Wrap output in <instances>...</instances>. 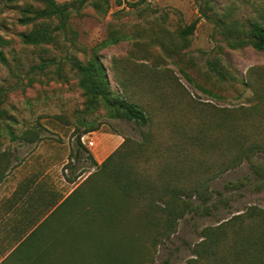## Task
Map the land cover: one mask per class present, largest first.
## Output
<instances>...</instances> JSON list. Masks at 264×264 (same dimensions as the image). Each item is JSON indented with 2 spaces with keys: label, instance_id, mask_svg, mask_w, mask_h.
Returning <instances> with one entry per match:
<instances>
[{
  "label": "rangeland",
  "instance_id": "374dc122",
  "mask_svg": "<svg viewBox=\"0 0 264 264\" xmlns=\"http://www.w3.org/2000/svg\"><path fill=\"white\" fill-rule=\"evenodd\" d=\"M56 2L72 5L66 27L55 32L50 44L35 45L23 43L19 34L48 20L22 25L18 19L22 6L39 3L0 0V50L6 59L0 61V87L6 93L0 124L4 174L0 180V264H24L23 258L37 254L30 253L32 249L9 253L37 226L23 223L43 218L95 170L96 163L124 141L122 151L130 150L147 130V126L109 116L101 103H91L71 65L93 54L105 67L111 89L122 95L124 88L151 116L149 140L159 156L149 153L143 159L136 154L128 158L153 191L162 192L168 181L177 188L186 165L190 171L194 168L192 178L216 174L209 183L213 196L206 203L215 204L211 213L199 207L163 231L156 221L151 228L136 207L141 202L130 199L121 206L115 227H107L115 245L120 237L126 239V264H188L204 228L217 227L251 206L264 208V186L224 188L229 181L254 178L247 162L219 172L224 140L220 122L232 117L245 133V141H264V52L250 46L230 48L220 27L232 21L245 27L254 20L264 23V0ZM195 19L194 31L180 37V29ZM49 23L53 27L57 20ZM43 61L46 65L41 71L35 66ZM210 62L214 69H209ZM216 70L224 73V79L218 78ZM90 125L94 129L87 130ZM83 135L94 146L82 143ZM197 135L203 136L199 146L189 140ZM257 157L264 161V154ZM24 178H29L27 183L20 184ZM24 188L27 194L20 199L18 191ZM219 192L227 197L214 201ZM81 225L82 219L75 214L54 217L39 224L26 240L32 247L56 244L46 254L47 264L94 262L85 249ZM71 243L74 246L69 248ZM222 254L196 264H221Z\"/></svg>",
  "mask_w": 264,
  "mask_h": 264
},
{
  "label": "trees",
  "instance_id": "16d2710c",
  "mask_svg": "<svg viewBox=\"0 0 264 264\" xmlns=\"http://www.w3.org/2000/svg\"><path fill=\"white\" fill-rule=\"evenodd\" d=\"M34 1L38 2L39 6H33L32 3L22 6L18 22L27 25L36 23L38 20L48 21L34 24L30 31L20 33L19 36L21 41L26 44H50L55 39V32L65 29L66 22L72 12V5L69 2L58 3L56 0ZM85 1L79 0L80 5ZM146 1L138 0L137 3L141 4ZM261 12H263L261 17L264 19V11ZM52 19H56L57 23L50 27L49 20ZM196 24L197 19L181 28L180 37L186 38L191 34ZM220 30L230 48L250 46L264 52V23L262 21L254 20L246 27L239 26L232 21L223 23ZM124 36L112 37L110 42H115ZM0 61L3 63L6 61L2 50H0ZM209 64V69H214V65L211 62ZM45 65L43 61L35 67L43 71ZM71 66L78 74L80 87L84 89L93 105L101 103L108 110L109 116L147 126V130L143 132L142 140L136 146L129 148L130 150L122 151V147L125 145L124 141L101 163L95 162V170L55 204L44 217L45 220H49L54 217L75 214L76 217L79 216L82 219L81 237L87 242L85 249H89L90 254L88 253V255L91 260L94 259V262L87 261L86 264H126L128 259L126 239L120 237L115 245L109 231L117 224L116 221L125 202L130 199L132 202L140 201L141 204L136 207L146 219V223L154 228L156 222H159L163 231H166L174 228L176 221L185 213L198 211L199 207L207 213H211L210 209L215 207V204L212 203L208 206L206 203L213 196V192L209 189V183L216 174L206 177L203 174H197L198 178H192L194 168L190 171L186 165V170L183 169L179 174L177 188L170 187L171 183L175 185V182L168 181L162 192L153 191L149 182L146 183L145 179L141 178L138 170L129 165L131 160L128 158V156L132 157L136 154L137 157L143 159L149 153L159 156L158 149L152 147L149 140L152 125L150 114L134 101L124 88L122 95L111 89L105 67L96 54L85 61L75 60ZM222 73V71L216 70V75L221 80L224 79V73ZM5 98L6 93L0 87V124L5 113L2 108ZM219 128L224 135L220 148L222 161L219 163V172L235 169L243 162H247L254 177V180L249 176H244L238 180L229 181L224 188L233 190L249 185L263 187L264 161L260 162L257 155L258 153L264 154V141H245V133L239 129L232 117L225 119L224 123L220 122ZM86 129L94 128L90 125L86 126ZM189 140L192 145L199 146L203 136L197 135ZM118 154L120 156H117ZM2 169L0 168V180L4 177ZM69 180L72 179L69 178ZM193 197L199 199L203 204L200 206L195 204ZM223 197L227 196L219 192L214 201H220ZM225 202L227 203L228 199ZM45 223L46 221L42 224ZM34 231L22 238L9 253L14 250L32 249L33 251L30 253L37 254L23 258L26 262L24 264H47L46 254L56 249V244L49 246L40 244L32 247L26 239L31 237ZM202 233L203 239L192 250L195 257L190 258L187 261L188 264H196L202 259L214 257L218 253H223L218 259L221 264H264V208L251 206L244 212L233 214L217 227L204 228ZM73 246L74 244L71 243L69 248ZM73 264L78 263L73 262Z\"/></svg>",
  "mask_w": 264,
  "mask_h": 264
},
{
  "label": "crops",
  "instance_id": "0c3cea01",
  "mask_svg": "<svg viewBox=\"0 0 264 264\" xmlns=\"http://www.w3.org/2000/svg\"><path fill=\"white\" fill-rule=\"evenodd\" d=\"M19 179H20V178H19ZM28 179H29V178H26V179L24 178V179L20 180L19 183H20V184H26L27 181H28ZM70 179H72V180H69V177L67 178V180H68L69 182L74 181V180H73V177H71ZM25 189H26V188H24L23 190L21 189V190L18 191V194H17V197H18V198L23 199V197L27 194V193L25 192ZM72 189H73V188H72ZM72 189H71V190H72ZM71 190H70V191H71ZM15 191H16V190H14L10 195H14ZM70 191H69V193H70ZM69 193H67L65 196H67ZM65 196H64V197H65ZM64 197H63V198H64ZM48 200L51 201V200H52V197H49ZM45 221H46V223H47V221H48L47 219L45 220V217L40 218V219H39V218H31L30 221H29V220H28V221H25L23 224H28V225H29V223H30V224H33V225H37V226H38L39 224H42V223H44ZM37 226H36V227H37ZM36 227H35V228L33 227V229H32L31 231H29L28 234L31 233L33 230H35ZM28 234H27V235H28ZM24 237H25V236H23V238H24ZM6 255H7V254H6Z\"/></svg>",
  "mask_w": 264,
  "mask_h": 264
},
{
  "label": "built area",
  "instance_id": "2783aa9c",
  "mask_svg": "<svg viewBox=\"0 0 264 264\" xmlns=\"http://www.w3.org/2000/svg\"><path fill=\"white\" fill-rule=\"evenodd\" d=\"M81 141H82V143H84L86 146H88V147H92V146H94V141L91 139H89V140H85L84 139V135L81 137Z\"/></svg>",
  "mask_w": 264,
  "mask_h": 264
}]
</instances>
